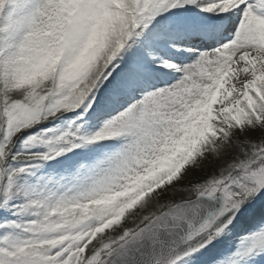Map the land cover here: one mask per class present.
I'll return each instance as SVG.
<instances>
[{
  "label": "snow or ice",
  "instance_id": "1",
  "mask_svg": "<svg viewBox=\"0 0 264 264\" xmlns=\"http://www.w3.org/2000/svg\"><path fill=\"white\" fill-rule=\"evenodd\" d=\"M0 264H264V0H0Z\"/></svg>",
  "mask_w": 264,
  "mask_h": 264
}]
</instances>
